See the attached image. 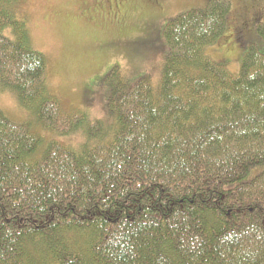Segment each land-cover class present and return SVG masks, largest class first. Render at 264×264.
Returning <instances> with one entry per match:
<instances>
[{
	"label": "trees",
	"instance_id": "1",
	"mask_svg": "<svg viewBox=\"0 0 264 264\" xmlns=\"http://www.w3.org/2000/svg\"><path fill=\"white\" fill-rule=\"evenodd\" d=\"M9 1L0 0V84L46 130L70 135L86 115L48 93L45 59ZM230 11L208 0L163 28L156 89L112 68L111 124L83 132L98 135L94 145L42 147L0 112V264H264V172L246 180L264 163V53L250 46L233 77L205 52Z\"/></svg>",
	"mask_w": 264,
	"mask_h": 264
},
{
	"label": "rangeland",
	"instance_id": "2",
	"mask_svg": "<svg viewBox=\"0 0 264 264\" xmlns=\"http://www.w3.org/2000/svg\"><path fill=\"white\" fill-rule=\"evenodd\" d=\"M208 0H10L12 17L22 26L28 46L46 62L48 93L66 112L86 115L81 128L60 136L46 130L32 110L22 107L16 91L0 84V112L14 124H27L41 138L78 149L83 132L93 121L111 124L105 110L109 87L103 85L117 66L130 84L147 78L157 88L166 48L163 28L179 14L202 9ZM231 11L225 32L205 52L229 74H238L240 61L250 46L264 53L257 27H264V0H228ZM13 39L15 35L9 27ZM100 135H103L101 133ZM98 135L84 139L94 145ZM264 172V163L249 169L246 180Z\"/></svg>",
	"mask_w": 264,
	"mask_h": 264
}]
</instances>
